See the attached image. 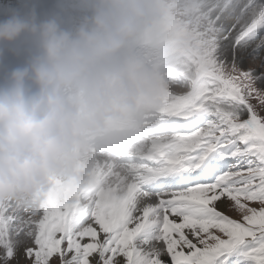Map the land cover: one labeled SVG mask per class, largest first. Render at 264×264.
Returning a JSON list of instances; mask_svg holds the SVG:
<instances>
[{
	"label": "snow or ice",
	"instance_id": "snow-or-ice-1",
	"mask_svg": "<svg viewBox=\"0 0 264 264\" xmlns=\"http://www.w3.org/2000/svg\"><path fill=\"white\" fill-rule=\"evenodd\" d=\"M222 29L173 141L87 203L0 204V264H264V0Z\"/></svg>",
	"mask_w": 264,
	"mask_h": 264
},
{
	"label": "clouds",
	"instance_id": "clouds-1",
	"mask_svg": "<svg viewBox=\"0 0 264 264\" xmlns=\"http://www.w3.org/2000/svg\"><path fill=\"white\" fill-rule=\"evenodd\" d=\"M142 12L140 0H97L92 27L74 35L53 20L0 23V44L22 35L32 44L0 78V203L34 201L53 179L72 178L86 134L156 103L152 76L119 54Z\"/></svg>",
	"mask_w": 264,
	"mask_h": 264
},
{
	"label": "bare ground",
	"instance_id": "bare-ground-1",
	"mask_svg": "<svg viewBox=\"0 0 264 264\" xmlns=\"http://www.w3.org/2000/svg\"><path fill=\"white\" fill-rule=\"evenodd\" d=\"M80 1L85 3L83 8H85L87 11L93 8L95 6V3L97 2V0H80ZM249 2L250 0H197V3L200 4V7L203 9V11L205 9L209 10L212 7H217L214 8V11L212 12L218 13L221 9L224 10L225 7L230 9L231 6H233L230 12L225 14L226 19L222 23V27H224V29L232 25H235L240 21L245 20L249 17L250 15L248 12ZM12 15H16L24 20H29L23 6L21 5L20 0H0V23H3L5 20L9 19ZM137 23H138V30L133 35L128 37L124 42L125 44H130L132 47H134L136 55H138V53L136 52L137 50L139 54H141L142 52L144 53L143 46L146 45L149 46V44L151 45V43L154 42V40L157 43L156 39H159L161 41L162 37H165L164 36L165 24H168L166 23L164 13L163 12L161 13L159 11L154 12V14L152 15L142 13L138 17ZM24 36L26 35H22L17 41L11 44H0V78H2L7 72L12 70L13 68L23 66L26 60L28 59L31 50H28L26 44L22 41L21 38ZM172 50H173L172 46H169L168 44L161 41L160 45L158 44V46L156 47V53L163 55L162 58L152 59V58H148V55H143L144 57H146V61L144 63L150 64L151 62L154 61L155 68L157 67L163 68L167 70V72H169L170 75L172 76L175 73H177V71H180V65L179 63H177L178 62L177 55L175 52H171ZM156 53L154 55H156ZM119 54L125 55L123 53H119ZM11 55H16L17 57L8 63L5 62L7 58L10 57ZM163 87L164 85L160 86L159 90H156L157 101L153 106L150 107L151 112H154L158 109H162L163 112L168 114L166 116L170 118L171 122L168 123L169 125H172L174 123H181V122L184 123L188 117L185 116L178 117L174 112L171 111L172 109H174L178 100L174 99V97L166 90H164ZM110 120H106L104 123H108ZM105 131L107 133V130ZM91 133H88L87 136L83 137V142L85 147L83 151L78 153L79 167L76 169L73 177L53 179L50 182L44 194L38 199L30 202V204L31 203L33 205L38 204L39 206L46 199L52 201L53 198H57L60 196H63L64 198L75 197L78 199L79 196L87 195L88 193L94 191L97 192V194L95 195L97 196L101 191L108 192L110 190L111 191L123 190L124 188H126L127 184L131 181V176H133L134 174L133 169L136 168V166L126 165L124 163L120 164L118 161L141 160L143 156L150 153L154 144L173 141L172 139H168V138H164V139L159 138L155 140L153 139L154 141L150 139L151 142L148 143V151H146L143 154L139 153L141 147L140 145H138V146H134L132 150L129 152L122 153L116 158H111L105 152L99 153L98 154L99 156L95 155L93 144L88 143V141L96 137V136H89ZM140 141L138 143H141L142 145L143 143ZM132 167L133 169H131ZM0 204H11L21 209H24L25 205H27L26 203L17 204L16 202L13 201H8Z\"/></svg>",
	"mask_w": 264,
	"mask_h": 264
},
{
	"label": "rangeland",
	"instance_id": "rangeland-1",
	"mask_svg": "<svg viewBox=\"0 0 264 264\" xmlns=\"http://www.w3.org/2000/svg\"><path fill=\"white\" fill-rule=\"evenodd\" d=\"M140 3L143 5L142 13L144 14L152 15L157 11L164 13L166 23L168 24H165V37H162V39H164H161V41L172 46L173 50L171 52H175L177 55V63L180 65V71H177L178 74L175 73L171 76L167 70L160 67L155 68L154 61L150 64L142 63L141 65L143 69L152 76L156 90H159V87L164 85L163 89L170 93L174 99L178 100L174 109L171 111L176 115L178 113L181 116H190L195 110L193 104L194 102H197L198 93L208 81L211 45L220 31L224 29L222 23L226 19L225 14L229 13L233 6H231L230 9L224 6V10L221 9L218 13H215L212 11L217 7H212L209 10L205 9L203 11L200 4L197 3V0H140ZM219 13L222 15H219ZM180 33L182 37L185 38L184 40L187 41L182 42L180 40ZM156 40L157 43L154 40L155 43L152 42L149 46H143L144 53H141L142 56L148 55V58L152 59L162 58L163 55L156 53V47L158 44L160 45L161 41L159 39ZM148 47L150 48L148 49ZM155 53L156 55H154ZM160 111L161 112H156L150 117V119L156 120L155 123H157L158 118L165 116L166 119L161 121L164 123H170V118L166 116L168 114L163 112L162 109H160ZM178 135H180V133L166 132L150 139L168 138L174 140ZM150 139L141 140L140 142L143 143L142 145L141 143H138L141 147L139 153H142L143 151V153H145L148 151V143L151 142ZM123 161L128 160H120L118 162L121 164ZM123 163L126 165H134L136 167H138L139 164L137 162ZM131 169H133V167ZM96 194L97 192L95 191L90 192L87 195L79 196L78 199L83 203H87L88 199L94 198ZM55 199L56 198H53L52 201ZM30 202L32 201H29V204L28 202L26 203L27 205H25L24 209H27L28 211L38 210V204L33 205L32 203L30 204Z\"/></svg>",
	"mask_w": 264,
	"mask_h": 264
}]
</instances>
